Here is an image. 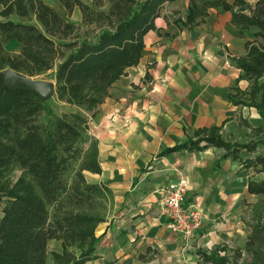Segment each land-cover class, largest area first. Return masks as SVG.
<instances>
[{
    "label": "crops",
    "instance_id": "1",
    "mask_svg": "<svg viewBox=\"0 0 264 264\" xmlns=\"http://www.w3.org/2000/svg\"><path fill=\"white\" fill-rule=\"evenodd\" d=\"M44 1L66 10L61 0ZM189 22L155 17L140 61L112 83L103 102L81 109L83 134L96 144L101 166L86 179L107 188L108 207L89 264H215L211 251L230 260L245 255L257 195L249 192L255 173L242 161L246 151L191 142L217 129L235 144L251 123L263 121L258 108L247 106L251 81L237 64L258 29H241L219 8ZM180 175L187 179L186 204L204 213L202 232L191 239L169 229L164 212L161 190ZM5 206L0 200V222Z\"/></svg>",
    "mask_w": 264,
    "mask_h": 264
},
{
    "label": "trees",
    "instance_id": "2",
    "mask_svg": "<svg viewBox=\"0 0 264 264\" xmlns=\"http://www.w3.org/2000/svg\"><path fill=\"white\" fill-rule=\"evenodd\" d=\"M173 1L107 0L106 8L105 0H61L69 15L75 7L81 11L82 25L87 26L81 32L82 26L44 0H0V14L22 18L0 21L4 43L20 45L17 55L0 54V69L9 67L28 76L52 70L58 99L83 110L92 109L103 102L112 83L140 61L144 36L154 27L159 6ZM235 1L239 6L245 4L244 0ZM254 5L244 13L233 10L228 0H191L187 22L197 20L210 8H219L230 11L231 21L241 29H258L237 64L251 81L252 104L264 121V0ZM32 16L42 28L26 22ZM92 26L100 31L89 30ZM43 102L35 92L15 87L0 94V189L6 187L3 171L12 165L29 175L7 193L11 198L0 222V264H47L50 239L60 241L63 247V252L53 253L54 264H89L97 247L96 228L104 221L102 212L107 206V188L88 182L82 172L101 170L96 144L86 150L79 144L86 121L81 110L55 116L45 125L39 123ZM202 140L228 153L239 150L221 138L217 129L191 144ZM258 163L264 167V157L258 158ZM249 182L250 193L264 195V180ZM263 206L264 201L253 207L245 255L240 251L230 260L229 256L215 257L211 251L209 261L264 264Z\"/></svg>",
    "mask_w": 264,
    "mask_h": 264
},
{
    "label": "rangeland",
    "instance_id": "3",
    "mask_svg": "<svg viewBox=\"0 0 264 264\" xmlns=\"http://www.w3.org/2000/svg\"><path fill=\"white\" fill-rule=\"evenodd\" d=\"M244 1H245V4L242 6H239L235 0H228V2H231V4H232V2H235L237 4V6H239L241 8L243 7V9L241 10L242 12L249 13L251 11V9L255 6L254 4H255L256 0H244ZM190 2H191V0H174L171 3L170 2H164L158 8L159 9L158 15L163 14L165 16H169L174 23L178 24V26H182V24H186V23L188 24V23H190V22H187V18L191 12L190 8H189ZM105 6H106V8L108 7L107 0H105ZM0 7H1V5H0ZM62 9H63V7H62ZM0 10H1V8H0ZM73 10H75V11L73 13H71V15H69V13L64 9L63 10L60 9V11H57V12H59L62 16L66 17L70 21L72 20L73 22L82 26L81 32L86 31L87 26L85 27L82 25L81 11L77 7H75ZM4 17H6V20L7 19H13L15 21H22V18L20 16H18L17 14H12L10 16H4ZM183 18H184V20H183ZM26 22L35 23L40 28H42L35 16L28 18V20ZM89 30H94V31L98 32V31H100V28H98L97 26L96 27L92 26L89 28ZM19 52H20L19 43H16L15 41L4 43L3 36L0 32V54L6 55L4 53H7V54L13 56V55H17ZM8 68L9 67H4L3 69H8ZM0 70H2V69H0ZM33 77L40 78V79H43V78L49 79V80H52L53 82H55V84H56V78L52 74V70H48V71L43 72L41 74L33 75ZM247 99H248L247 106L253 105L251 96L248 97ZM43 101L44 102H43L42 111H41V113L39 115V119H38V122L42 123L43 125L50 122V120L52 121L55 118V116H59V115L63 116L65 114L70 115V114H73L74 112L81 110V108L75 103L71 104V103H68L64 100L58 99L57 90L51 97L44 99ZM245 132H246V134L242 137L243 140L241 142L235 143L234 148L236 149L238 147L239 150L241 148H244V150L246 151L245 159H243V160L241 159V160L248 167H253V170L255 173L253 179L264 180V167L258 163V158L264 157V123H263V121H261V124L259 126L253 125L251 123V125L248 127V129ZM79 144H80L81 148L86 150V149H89L93 145V142H91V141L88 142L87 136L85 134H83L81 139L79 140ZM241 144H243V145H241ZM246 144L249 147H244V145H246ZM77 168H78V166H77ZM3 172H4V176H6L4 178L5 184H3V185H5L6 187H3L0 189V200L5 199V201L7 203L9 201V199L11 198L9 196V194H7L9 191V188L11 189L12 187H17L18 182H24V179L28 180L29 175H27L25 173V171L21 167H19L18 165H12L10 168L4 170ZM82 172L86 174V172H88V171L84 170ZM0 174H2V173H0ZM253 179H251V180H253ZM19 184H22V183H19ZM3 196L4 197L6 196V198H4ZM262 201H264V195L257 194L256 195V201H255L254 205L255 204L260 205L262 203ZM107 208L108 207L106 206V208H104V211L102 212V214H104V216L106 214ZM252 210H253V208L251 209V211ZM252 213H253V211H252ZM56 241H58V240L51 239L47 243V247H46L47 248V261H46L47 264H54V262H53V253L54 252H63V248L59 247V244ZM71 249H73L76 252H79V249H76L73 247Z\"/></svg>",
    "mask_w": 264,
    "mask_h": 264
},
{
    "label": "built area",
    "instance_id": "4",
    "mask_svg": "<svg viewBox=\"0 0 264 264\" xmlns=\"http://www.w3.org/2000/svg\"><path fill=\"white\" fill-rule=\"evenodd\" d=\"M187 179L184 175L170 182L161 190L167 226L184 239L201 233L204 213L197 204H186Z\"/></svg>",
    "mask_w": 264,
    "mask_h": 264
},
{
    "label": "water",
    "instance_id": "5",
    "mask_svg": "<svg viewBox=\"0 0 264 264\" xmlns=\"http://www.w3.org/2000/svg\"><path fill=\"white\" fill-rule=\"evenodd\" d=\"M14 87L31 90L38 94L41 100L51 97L57 90V86L52 80L28 76L11 68L0 70V94L4 89Z\"/></svg>",
    "mask_w": 264,
    "mask_h": 264
}]
</instances>
